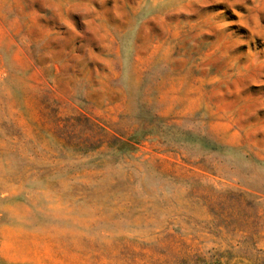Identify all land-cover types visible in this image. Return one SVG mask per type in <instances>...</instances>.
Listing matches in <instances>:
<instances>
[{
	"label": "rangeland",
	"instance_id": "obj_1",
	"mask_svg": "<svg viewBox=\"0 0 264 264\" xmlns=\"http://www.w3.org/2000/svg\"><path fill=\"white\" fill-rule=\"evenodd\" d=\"M0 264H264V0H0Z\"/></svg>",
	"mask_w": 264,
	"mask_h": 264
}]
</instances>
